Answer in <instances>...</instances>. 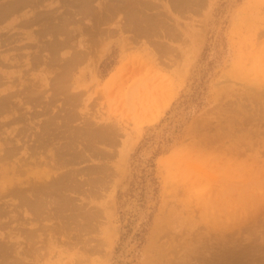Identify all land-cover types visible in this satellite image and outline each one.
<instances>
[{
  "label": "rangeland",
  "instance_id": "374dc122",
  "mask_svg": "<svg viewBox=\"0 0 264 264\" xmlns=\"http://www.w3.org/2000/svg\"><path fill=\"white\" fill-rule=\"evenodd\" d=\"M0 14V264H264V0Z\"/></svg>",
  "mask_w": 264,
  "mask_h": 264
},
{
  "label": "bare ground",
  "instance_id": "6f19581e",
  "mask_svg": "<svg viewBox=\"0 0 264 264\" xmlns=\"http://www.w3.org/2000/svg\"><path fill=\"white\" fill-rule=\"evenodd\" d=\"M29 1H30V0H29ZM83 1L85 2V0H83ZM86 1H88V0H86ZM21 2H22V1H21ZM32 2H34V1H32ZM28 3H29V2L27 1V4H28ZM30 3H31V2H30ZM16 6L19 7V5H16ZM12 7H13V6H12ZM7 10H9V9L7 8ZM0 15H1V14H0ZM5 16H6V15H5ZM35 18H36V17H35ZM64 175H65V174H64ZM64 175L62 174V177H63ZM57 176H58V175H57ZM57 176H56V177H57ZM67 177H68V176H67ZM67 177H66V178H67ZM64 178H65V177H64ZM51 179H52V178H51ZM51 179H50V180H51ZM59 179H60V177L58 176L57 179H55V180L53 179V180H52V181H53V182L51 183V184H52V185H51L52 187L50 188V186H49V188H47V190H48L47 192H48V193L46 192V190H45L44 188L41 190L42 192H40V190H39L38 192L40 193V195H41V193L43 194V192H45V194H44L45 197L47 196V194H48V196H49V195H52V192L54 191V188L56 189L55 185H59V183H60V180H59ZM68 181H69V183H71V180H70V179H69ZM68 181H67V182H68ZM94 181H95V180H94ZM67 182H66V183H67ZM72 182H73V180H72ZM48 183H49V180H48V182H46V184L49 185ZM71 184L73 185V183H71ZM71 184H70V185H71ZM74 184H75V183H74ZM60 185H61V184H60ZM70 185H69L68 183L65 185V183H64L65 188H66V186L69 187ZM57 188H58V187H57ZM36 189H38V188H36ZM58 190H61V189H58ZM58 190H57V191H58ZM33 191H34V190H33ZM60 192H61V191H60ZM46 193H47V194H46ZM34 194H36L35 191H34ZM63 194H64V193H63ZM63 196H64V195H63ZM42 197H43V195H42ZM45 197H44V198H45ZM59 197H60V196H59ZM65 197H66V195H65ZM65 197H63V198H65ZM33 199H35V198H33ZM39 199H40V198H39ZM39 199H38V201H39ZM67 199H68V197H67ZM67 199H65V200H66L65 202H67ZM43 200H44V199H43ZM61 200H64V199L61 198ZM70 200H71V199H70ZM70 200H69V201H70ZM33 201H34V200H33ZM36 201H37V200H36ZM44 201H45V202H49L50 199H49V200H44ZM44 201H43V202H44ZM34 202H35V201H34ZM41 202H42V201H41ZM53 202H54V201H52V203H53ZM55 202L57 203V201H55ZM60 202H61V201H59V203H60ZM46 204H47V203H46ZM59 208H60V207H59ZM235 213H236V212H235Z\"/></svg>",
  "mask_w": 264,
  "mask_h": 264
}]
</instances>
